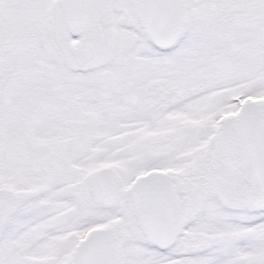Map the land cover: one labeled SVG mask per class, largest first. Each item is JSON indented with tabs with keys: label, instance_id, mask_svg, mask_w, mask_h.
<instances>
[{
	"label": "snow or ice",
	"instance_id": "1",
	"mask_svg": "<svg viewBox=\"0 0 264 264\" xmlns=\"http://www.w3.org/2000/svg\"><path fill=\"white\" fill-rule=\"evenodd\" d=\"M0 264H264V0H0Z\"/></svg>",
	"mask_w": 264,
	"mask_h": 264
}]
</instances>
